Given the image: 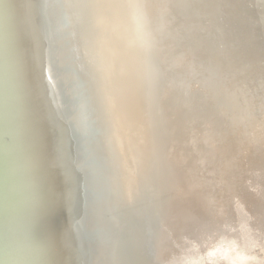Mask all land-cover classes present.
Listing matches in <instances>:
<instances>
[{"label": "water", "instance_id": "water-1", "mask_svg": "<svg viewBox=\"0 0 264 264\" xmlns=\"http://www.w3.org/2000/svg\"><path fill=\"white\" fill-rule=\"evenodd\" d=\"M186 1L169 0L174 6ZM152 9L151 16L147 8L135 9L133 19H142L147 30L149 18L157 20V31L189 48L181 36L189 23L167 21L162 7ZM108 12L114 20L110 0H67L56 11L51 0H0V264H164L162 239L172 216L166 193L171 190L172 198L176 192L178 170L170 184L167 165L160 162L161 174L157 170L154 149L135 146L130 110L123 105L129 82L117 72L110 74L120 84L110 75L107 87L102 82L112 54H127L123 44H114L118 37L101 28ZM218 33L199 50V68L188 66L184 50L172 54L170 73L184 96L195 91L189 83L198 81L197 69L206 72L203 94L218 82L231 89L229 64L213 60ZM259 35L264 47V32ZM192 123L184 131L191 133ZM159 157L167 161L164 153ZM28 244L39 247L38 261L12 251Z\"/></svg>", "mask_w": 264, "mask_h": 264}, {"label": "bare ground", "instance_id": "bare-ground-1", "mask_svg": "<svg viewBox=\"0 0 264 264\" xmlns=\"http://www.w3.org/2000/svg\"><path fill=\"white\" fill-rule=\"evenodd\" d=\"M252 1H256L255 8L258 13L257 18L259 19L264 13L260 11L261 7L257 4V0ZM171 2H169V0H146V2L144 1L142 4L141 0H110V5L115 19L112 20L108 12V17L103 19V22L101 23V28L103 26L104 30L109 27V29L104 32L105 34L112 32L115 37L119 38H117L118 40H114L116 47L120 46V42L127 49V54L123 57V59L122 57H117L115 54H112L108 62L110 70L109 74H105L104 81L102 82L107 87L106 82H108L110 75L111 82H113L114 85L117 83L118 79L114 75L110 74V72L120 73L125 79V83L129 82L131 86V93L129 96H127L126 104L123 105L127 106V108L130 110V121L133 125L131 132L135 137V141H137L135 142V146L137 148H141V150L144 152L154 149L155 157L158 159L157 166L159 168L157 170H160L161 174L162 170L159 166L160 162L167 165L164 173L169 177L170 184L172 183L171 181L173 176H175V172L178 170L177 173L179 182L177 187L174 189L176 192L173 193L172 198V194H169L172 192L171 190L166 193L168 194V199L170 198L169 201L172 200V216L169 218V222L167 223V227L165 229V237L162 239L163 263L208 264V262L204 259L205 250L203 249L202 245H204L205 242H209L207 240L213 239L214 236L216 237L214 239H217V237L221 238V235H226V238L230 239L231 242L234 243L237 241L235 247H225V242L218 241L217 239L215 248L210 249L209 251V253H214V255L217 257L218 255L221 257L224 254H228V259L221 261L222 264H240L241 262L246 264L247 259L250 260L251 258H253V261L251 263L248 261L247 264H264V256L256 259L250 256L239 255L241 245L244 249L251 248V245H249V238L245 240L238 239L235 233L231 235H229L227 232L221 234L220 232L216 231V229L214 232H212L213 229H211V227L205 230L201 235L194 237L197 222L201 220V217H205V215L202 213L203 207L201 202H196V196H191L189 194V185H184L186 184L187 180L183 175L185 169L179 165L178 154L180 153L176 148L177 143L171 146L170 142L173 137L172 128L183 124L185 119L190 117L186 115L189 110H192V112H195V114L202 113V119L207 120L209 115L205 113V111L210 109L209 105L214 102L213 111L217 112L222 108V112L225 114L228 113L229 115H232L233 113L235 114V117H241V119L234 121L231 125L221 126L217 122H215L214 125L225 128L226 131L223 130L221 132L222 134L219 135L224 139L225 142H229L232 140V138L233 140H237L243 133H246V141L239 143L237 147H234L232 152L237 154L236 159L238 160H241L245 157H251L249 155V150L254 152V156L251 157L253 162L250 165L246 162L243 163V170L246 172V170L253 167L254 176L252 177V182L258 185L262 191L264 190V100L256 97V95L251 94L249 96L248 94L251 86L249 80L257 74V67L260 62H255V57L253 54H251L252 49L247 47V45L250 46V44L244 45L239 40V38L233 36L232 33L230 35L223 34V29H225V27L233 28L234 30L239 31L248 30V22L243 20L241 17V8L248 5L247 2L250 3V0H187L185 4H177L175 6L171 4ZM51 3L53 11H56V9L62 10L64 6L66 7L67 0H51ZM170 4L173 5V7H171ZM145 6L149 16L153 15L152 8L157 9L162 7V14L166 16L168 21L172 20L173 18V20L175 19L181 24L189 23V26H187L188 30L185 31V33L181 32V36L184 37L186 42L190 43L189 48L182 47L183 41L179 40V37L172 38L169 35L170 38L167 39V36L164 35L162 31H157V20L149 18L147 13L146 16L151 22V29L147 30L144 28L146 27L147 23H144L142 19L141 21H138L137 19L134 20V10L137 8H144L146 12ZM104 10L106 16L107 7H104ZM54 17L55 14H53V20L55 19ZM59 19L62 18L60 17ZM139 22L142 23V25L144 23V27L141 26ZM60 23L62 26L63 24L61 21ZM193 25L199 26L200 28H195ZM216 25H218V27H216ZM263 27L264 24L261 23V25L259 24V26L256 27L259 30L251 29V33L253 34L254 38H256L254 41V47L256 49L259 48L260 42L262 44L259 32L263 33ZM194 29L195 31L192 32ZM218 29L220 34L218 33ZM187 32L189 34H187ZM216 33L219 34V43L226 44L225 47L221 49V51L227 50V48H233L235 50L228 52L226 55H224V53L220 55L219 47V54L215 53L213 55V60L215 61L217 58L218 61H220L219 63H221L222 67L223 63L225 64V61L227 64H229L232 75L229 82L231 83L232 90L229 89L226 91L228 88H221L218 82V85L210 86L211 89L203 94L206 89L200 85V82L201 79L204 80V75L206 72H199L196 76L198 81L194 80L195 85L193 87L196 86L197 91L193 94V96L203 99V101L208 103V105L199 103L197 106H195L192 104V102L195 100L193 97H189V95L186 94V98L182 97L179 93L182 90L176 85V87H174V85L171 83L172 80L178 81L176 76L172 79L169 74L172 69L171 56L174 52L184 50L182 51L184 56L188 58L192 57L191 59H193H190V61L188 60V63H191L189 66L196 65L195 67H198L196 61L201 62L198 57L201 55L199 50H202V48L207 45V41L214 39ZM55 34L58 35V32L52 33V35ZM96 35L97 31L93 33L95 40ZM150 35H152L153 38L149 39ZM207 37H210V39ZM250 38H252V36ZM56 41L57 38L54 39V44ZM148 41L151 43L148 44ZM262 49H264V47ZM108 50L112 51L111 48ZM111 53H113V51ZM259 54H261V57L264 58V52ZM249 55H251V57H249ZM125 58H127V61H125ZM208 59L209 57L205 56L203 62L207 61ZM111 63L113 64L112 69ZM31 68L39 73V68L37 65L33 64ZM75 76V78H79L76 72ZM244 78H246V80H242ZM256 81L257 80H255V82ZM118 84H120L119 81ZM232 86H234V88H232ZM107 91V97L109 99L108 102L113 105V103L116 102V99L112 98L110 90L107 89ZM198 91L202 92L200 93ZM120 97L121 96H119V98ZM146 103L152 110L153 117L150 116V109H148L149 116H145V110L148 113ZM171 106L175 111L172 113L176 114L177 117H173V115L167 111ZM229 106H231V110L229 109ZM258 106L261 108L260 110L258 109L257 112L259 113L262 111V114L260 113L259 115H252L253 109ZM137 107L138 111H134ZM232 109L234 110L233 112ZM141 111H143V113ZM164 111L167 112V116L164 119V125L168 127V130L166 131L165 135L162 133V137H160L157 133L158 130L156 126L158 125L157 120L160 116H163ZM113 118H115V116ZM149 118L154 120L153 122H155V126H152ZM205 122L208 123V121ZM212 132L214 136H217L218 131L212 130ZM158 136L160 138H158ZM232 143L233 142H231V144ZM161 153L165 154L167 158L166 162L163 161L162 157H159V154ZM189 153L190 154L188 155L187 161H190L193 156L191 149H189ZM153 160L155 159L153 158ZM175 160L177 161L175 162ZM169 163L173 165V169L170 167ZM175 169L176 171L174 172ZM257 199L258 195H254L253 203H250L249 207L254 213V204L256 207V213L260 217L263 215V211L261 207L257 206ZM234 216L236 215L234 214ZM230 217L231 214H228L227 221H229ZM253 221H256L255 218ZM257 223L261 224L258 219ZM213 233L215 235H213ZM191 237L196 238V242H193ZM253 240L258 241L255 242L256 246H263L260 248L259 252L264 253V245L262 242L257 239Z\"/></svg>", "mask_w": 264, "mask_h": 264}, {"label": "rangeland", "instance_id": "rangeland-1", "mask_svg": "<svg viewBox=\"0 0 264 264\" xmlns=\"http://www.w3.org/2000/svg\"><path fill=\"white\" fill-rule=\"evenodd\" d=\"M257 2V4L261 7L260 11L264 13V0H257ZM247 4L248 5L241 8V17L243 20H246L248 22V30L239 31L234 30L233 28L225 27V29H223V34L230 35L232 33L233 36L239 38V40L244 45L250 44V46L247 45V47L252 49L251 54L254 55L255 62L259 61L260 63L257 67V74L249 80L251 86L248 94L249 96L251 94L256 95V97L264 100V82H262L264 81V58H262L261 54H259L264 52V49H262L263 47L261 42L258 49L254 47V41L256 40V38H254L253 34L251 33V29L259 30L256 27L259 26V24L261 25V23L264 24V14L261 13L262 17H260L261 19H258V13L255 8L256 1L250 0V3L247 2ZM193 27L200 28L199 26L194 25ZM216 27H218V25H216ZM108 29L109 27L106 28L105 31H107ZM251 36L252 38H250ZM225 45L226 44L224 43H221L219 45L220 55H222V53L226 55L230 51H235L233 48H227V50L221 51V49H223ZM249 57H251V55H249ZM191 58L192 57H187L188 66V60H190ZM184 66L185 64H183V69ZM199 72L200 71L198 69L195 71V77ZM169 74L172 79L175 78L174 74L172 75V73L170 72ZM191 74H193V72H191ZM242 80H246V78ZM255 80L257 81L255 82ZM177 82L178 81L176 80L171 81L174 87L177 86L178 88H180L181 84H177ZM189 84H191V89L195 90L189 94V97H193L195 99L192 104L195 106H197L199 103L208 105V103L203 101V99L193 96V94L197 90L196 86L193 87L195 85L194 80ZM180 89L182 90V86ZM179 93L182 97L186 98L182 91H180ZM213 106L214 102L209 105L210 109H207L205 111V113L209 115V118L207 120L202 119V113L195 114V112L189 110L186 115L190 117L188 119H185V122L183 124L172 128L173 137L170 141L171 146L177 143L176 148L180 153L178 154L179 165L185 169L183 175L187 180L186 184L184 185H189V194L191 196H196V202H201L203 207L202 213L203 215H205V217H201V220L197 222L194 237L201 235L209 227L213 229L212 232H214V230L216 229V231L220 232L221 234L225 232H227L229 235L235 233L238 239H250L249 245H251V248L244 249L241 245L239 255L250 256L256 259L261 258L262 256H264V253L259 251L263 246H256L255 242L258 241L253 239L261 241L264 245V190L262 191V189L258 185L252 182V177L254 176L253 167L246 170V172H244L243 170V163L246 162L250 165L253 162V160H251V157L254 156V152H251L249 150V155L251 157H245L241 160L236 159L237 154H234L232 152L234 147H237L239 143L246 141V133H243L237 140H233L232 138V140H230L229 142H225L224 139L219 135H213L212 130H216L221 133L223 130H225V128L219 127L217 125H214L213 128L210 122H217L219 125L223 126L231 125L234 121L239 119L237 116L235 117V114L233 113L232 115H229L228 113L225 114L224 112H222V108L215 112L213 111ZM260 108L261 107L258 106L253 109L252 115H259L260 113L262 114V111H260L259 113L257 112V110H260ZM167 111H169V113L173 115V117H177L176 114L172 113L175 112L172 106L169 107ZM232 111L234 110L232 109ZM166 116L167 112L164 111L163 116H160L157 120L158 125L156 126V128L158 130L157 133L160 137H162V133L163 135H165L166 131L168 130V127L164 125V119L166 118ZM192 118H194V120H190ZM193 121V131L190 130L191 133L189 132V130L184 131L185 129H188V124L190 126ZM205 121H208V123ZM159 136L158 138H160ZM231 142L233 143L231 144ZM188 147L189 149H191L193 154L190 161H187L188 155L190 154ZM227 152H229L230 155ZM192 163H194L196 167L192 168ZM254 195H258L257 206L261 207L263 211V215L260 217L256 213V207L254 206V204V213L249 207V204L253 203ZM228 214H231L229 221H227ZM234 214L237 217L234 216ZM250 218L253 220L255 218L256 221H253ZM257 219L261 224L257 223ZM213 235L215 234L213 233ZM194 237H191V239L193 240V242H196V238ZM214 238L216 237L214 236ZM214 238L207 240L209 242H205V244L202 245L203 249L205 250L204 259L208 262V264H220L221 261L228 259L229 257L228 254H224L221 257L218 255L217 257L214 255V253H209L210 249L215 248L217 239L218 241L225 242V247L232 248L237 244V241L234 243L231 242L230 239L226 238V235H221V238ZM248 261L249 263H251L253 261V258H251L250 260L247 259L246 264ZM240 264L245 263L241 262Z\"/></svg>", "mask_w": 264, "mask_h": 264}, {"label": "clouds", "instance_id": "clouds-1", "mask_svg": "<svg viewBox=\"0 0 264 264\" xmlns=\"http://www.w3.org/2000/svg\"><path fill=\"white\" fill-rule=\"evenodd\" d=\"M4 207V201L0 198V208ZM14 254L29 258L31 261L36 262L40 257V249L35 244H28L25 246L15 245L12 249Z\"/></svg>", "mask_w": 264, "mask_h": 264}]
</instances>
